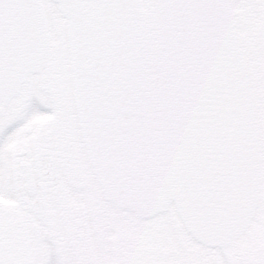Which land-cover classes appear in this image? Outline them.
<instances>
[{
  "label": "water",
  "instance_id": "1",
  "mask_svg": "<svg viewBox=\"0 0 264 264\" xmlns=\"http://www.w3.org/2000/svg\"><path fill=\"white\" fill-rule=\"evenodd\" d=\"M53 1L68 19L78 115L105 197L142 216L174 202L207 244L243 232L261 154L229 1ZM0 15L8 98L47 62L50 41L41 0H0Z\"/></svg>",
  "mask_w": 264,
  "mask_h": 264
},
{
  "label": "flooded vegetation",
  "instance_id": "2",
  "mask_svg": "<svg viewBox=\"0 0 264 264\" xmlns=\"http://www.w3.org/2000/svg\"><path fill=\"white\" fill-rule=\"evenodd\" d=\"M229 3L235 21H259L263 0ZM66 37L67 24L61 54L55 57L50 52L49 61L39 71L57 103L65 96L66 84H71ZM238 41L246 51L239 36ZM29 75L17 93L0 98V264H101L91 248L98 246L94 237L101 240L104 248L103 222H109L110 214L93 187L94 183L99 184L81 133L71 124L67 110L62 112L54 107L42 111L37 107L40 96L31 92L35 81ZM253 85L260 105L263 163L258 202L262 206H257L248 228L226 245L197 242L191 252L180 240L183 259H178L179 263L183 260L184 264H264V90L254 80ZM102 197L106 201L103 194ZM134 227L139 228L140 238ZM134 227H127L119 236L115 259L103 255L105 264H149V223ZM182 228L178 219L176 230ZM154 258L153 255L150 262Z\"/></svg>",
  "mask_w": 264,
  "mask_h": 264
},
{
  "label": "rangeland",
  "instance_id": "3",
  "mask_svg": "<svg viewBox=\"0 0 264 264\" xmlns=\"http://www.w3.org/2000/svg\"><path fill=\"white\" fill-rule=\"evenodd\" d=\"M42 1L49 20L48 22L51 39L53 41L50 48L51 54H53L55 57H58L61 54V42L62 36L65 32L66 20L58 10L56 3L51 0ZM258 13L259 11H256L257 15ZM235 26L237 35L241 37L243 46L244 44L246 45V51L248 52L247 53L244 51L245 66L248 69L247 71L250 73V75L252 74V80L256 82L257 86L261 88V90H264V55L262 49L260 48L261 44L258 28L259 21L256 20L255 23H253L250 20H239L235 21ZM65 41L67 43V37ZM256 44H258V47ZM39 73L40 72H34L33 75H29V78L34 79L35 81L33 83V87L30 88L31 92L35 91L40 96V101L38 102L40 106L37 105V107L42 111L43 108H50V110H53L54 107H56L58 111L61 110L62 112L67 110V112L70 114L71 124L76 126L79 132L82 133L75 108L72 85L66 84V91L64 93L66 97L62 96L63 98H61V101L57 103V100L54 98V96L52 97L51 93H48L47 91L45 77L43 75H39ZM259 115L260 105L258 106V116ZM93 187L97 190V193L101 197L103 204L106 206V212L110 214L109 222H103L105 226L104 232L102 234L104 248L101 240L97 238L96 241L95 237L93 238V241L94 244L96 245L97 243L98 246H93V248H91L92 255L95 256L101 264H105V262L102 261L104 259V254L105 257L106 255H110L114 259L116 258L118 255L117 245H119V236L127 231L126 228L129 226L133 228L134 226H139L141 223H149V264L152 263L150 261L153 255L155 258L152 264H184L183 260H181L180 263L178 262V259H183L180 257V254H182V248L184 247L185 249L191 251L190 249L195 248L197 242H199L190 234V232L186 230L184 226L181 230H176L179 218L174 207H170L172 206L171 204H169L164 210L157 212L149 218L142 219L140 216H136L135 212L117 208L111 202L109 203V201H105L102 197L100 186L94 183ZM259 205L262 206L261 203H259ZM114 214L115 216H113ZM123 218H129L130 221H123ZM138 229V227H134V231L136 234H138V238H140ZM135 232H131V234L134 235ZM180 240L186 243L187 247H182ZM106 264H108L107 261Z\"/></svg>",
  "mask_w": 264,
  "mask_h": 264
},
{
  "label": "bare ground",
  "instance_id": "4",
  "mask_svg": "<svg viewBox=\"0 0 264 264\" xmlns=\"http://www.w3.org/2000/svg\"><path fill=\"white\" fill-rule=\"evenodd\" d=\"M221 80L223 79L222 77H219Z\"/></svg>",
  "mask_w": 264,
  "mask_h": 264
}]
</instances>
